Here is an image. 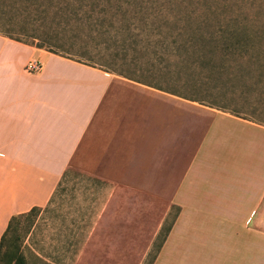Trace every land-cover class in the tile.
Instances as JSON below:
<instances>
[{
	"label": "crops",
	"instance_id": "crops-1",
	"mask_svg": "<svg viewBox=\"0 0 264 264\" xmlns=\"http://www.w3.org/2000/svg\"><path fill=\"white\" fill-rule=\"evenodd\" d=\"M120 120L132 156L107 167L132 161L134 177L93 228L97 264H143L175 209L152 264H264V124L1 34L0 244L14 215L47 207L83 142L89 157L99 127Z\"/></svg>",
	"mask_w": 264,
	"mask_h": 264
},
{
	"label": "rangeland",
	"instance_id": "rangeland-1",
	"mask_svg": "<svg viewBox=\"0 0 264 264\" xmlns=\"http://www.w3.org/2000/svg\"><path fill=\"white\" fill-rule=\"evenodd\" d=\"M59 1L63 0H54V3L59 5ZM67 2L76 8L77 16H61L56 12L58 6L37 21L12 13L1 17L0 23L6 25L5 28L15 23V28L18 29L16 31H21L20 36L30 45H43L44 49L56 54L108 69L118 81L131 80L118 73L139 77L142 73L147 75L149 70L163 69L167 62L160 61L158 55H150L143 47L148 37H157L155 32H160L161 37H167L169 41L175 38L181 42L190 38L197 39L201 34L195 35L192 32L194 29L198 30V25L203 23H216L218 19L214 12H222L223 21L238 19L251 25L264 26V0H66V4ZM152 4L157 11L163 7L165 14L158 11L162 16L155 18L152 15ZM224 9H227L226 13L223 12ZM149 56L155 60L156 67L152 62L148 63ZM238 56L240 55L228 62L233 65L227 69L212 71L195 65L180 76L178 69L174 67L171 74H159L156 80L164 86L171 85L177 90L176 96L197 99L206 105L264 124V51L252 50L244 57L238 59ZM216 57L221 59L218 52ZM177 58L178 56L176 60ZM237 63H242L243 66H238ZM262 76L263 81L260 79ZM124 92L130 93L129 90ZM122 124L125 122L120 120L114 125L115 129L108 134L106 132L104 136L99 127L89 157L84 141L53 204L48 208L44 207L38 214L22 218L14 225L3 247L9 261L11 259L10 263L14 264L15 258L20 254L24 255L25 264L100 262L104 254L100 248L103 244V230L98 227L92 233L93 228L102 220L101 212L109 195L112 192L117 194V183L125 179L124 181L132 184L134 177L132 161L125 162V168L121 170L107 167L109 162L117 161L119 154L129 153L132 156L134 131L126 130ZM114 204L116 207L117 203ZM176 213L177 209L173 210L143 264L154 262L167 227L173 222ZM134 255L138 258L139 253L129 254L127 262H132L131 257Z\"/></svg>",
	"mask_w": 264,
	"mask_h": 264
},
{
	"label": "trees",
	"instance_id": "trees-1",
	"mask_svg": "<svg viewBox=\"0 0 264 264\" xmlns=\"http://www.w3.org/2000/svg\"><path fill=\"white\" fill-rule=\"evenodd\" d=\"M62 2H64V4H62ZM62 2L59 1L58 2L59 5H57L54 3V0H0V18L4 17L7 14L10 15L13 13V14H18V16H25L27 19L30 20L36 19L35 21H37L39 19L44 18L47 14H49L52 11V9L55 10L58 6H59L58 11L56 12H58L61 16L63 14H68L70 16L75 14V16H77L78 13L74 6H72L69 2H67L66 4V0H63ZM151 7H152V15L155 18L165 14V10L163 9V7L158 9V11L162 15L159 14L157 10H155L156 6L154 4H152ZM223 12L226 13L227 9H224ZM214 14H215V18L218 19L216 23L214 24L203 23L202 25H198V30L194 29L192 34L195 35L201 34V36L198 37L197 39L190 38L189 40H185L181 42L179 41V39L175 38L169 41L167 37L162 38L161 37L162 34L160 32L159 33L155 32V36H157L156 38L148 37L146 39V43L143 44L145 50L150 52V55L154 54L160 56V58H158L157 56V58L160 61L167 62L166 65L163 67V69L155 68L153 70H149V73L147 75L145 73H142L141 76L139 77H135L134 75H128V74L126 75L124 73H118V74L123 75L131 80L146 83L160 90L176 94L175 92L177 90L172 88L171 85L164 86L162 84L157 83L158 82L156 80L158 78L157 75L160 74L159 76H165L171 74L173 72V68L175 67L178 69V74L181 76L182 72L190 68H193V66L195 65L201 68L211 69L212 71H217V70L220 71L224 68L227 69L231 67L233 64L228 62L230 60H234V58L237 55H240L238 56L239 59V57H244L245 54L248 55L250 51L252 52V50H254V52L264 51V26H262V24L251 25L250 23L240 22L238 19H228L226 21H223L221 17L223 14L222 12H214ZM14 24L15 23L11 24L10 27L5 28L6 25L0 23V34L7 36L11 39L30 44L20 36L22 33L21 31L18 32L16 31L18 29L15 28ZM203 28L206 29L204 30ZM35 46L39 48H44L43 45L37 44ZM217 52L221 55L220 60H218L216 57ZM160 54H163L164 56ZM177 56L178 58L176 60ZM172 57H175V59H173ZM254 57L256 56L254 55ZM75 60L84 62L80 59H75ZM154 61L155 60L152 59L151 56H149L148 63L150 64V62H152V65L154 64L156 67L157 65L155 64ZM84 63L91 65L89 62L88 63L84 62ZM237 65L243 66L242 63H237ZM262 67H264V65H262ZM100 68L109 71L108 69L102 67ZM260 79L261 81H263V76ZM68 172L69 170L65 172L62 180L59 183V186L57 187V190L53 194L46 208L50 207L53 204L56 195L58 194L64 180L68 175ZM42 209L43 208L41 207H33L30 211L26 213L14 215L10 219L9 225L1 238L0 264H12L10 263L11 259L9 261V257L7 253L3 251V247L6 242L8 233L14 228V225L16 223L18 224L22 218L31 217L35 214H38ZM176 215L174 216V219ZM172 223L173 222H171V224L167 227V231L165 233L163 242L172 228ZM155 258L153 259V261L155 260ZM25 263H26V259L22 254L17 255V257L14 260V264H25Z\"/></svg>",
	"mask_w": 264,
	"mask_h": 264
},
{
	"label": "built area",
	"instance_id": "built-area-1",
	"mask_svg": "<svg viewBox=\"0 0 264 264\" xmlns=\"http://www.w3.org/2000/svg\"><path fill=\"white\" fill-rule=\"evenodd\" d=\"M43 68V63L39 58L33 57L27 63L26 69L30 73L37 74L40 73Z\"/></svg>",
	"mask_w": 264,
	"mask_h": 264
}]
</instances>
